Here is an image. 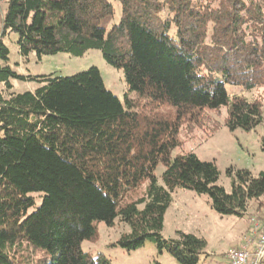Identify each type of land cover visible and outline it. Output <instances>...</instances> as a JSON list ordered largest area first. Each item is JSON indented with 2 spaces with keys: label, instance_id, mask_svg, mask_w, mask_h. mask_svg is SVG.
<instances>
[{
  "label": "trees",
  "instance_id": "obj_1",
  "mask_svg": "<svg viewBox=\"0 0 264 264\" xmlns=\"http://www.w3.org/2000/svg\"><path fill=\"white\" fill-rule=\"evenodd\" d=\"M116 1L122 16L112 26L111 0H8L1 14L0 264H111L82 245L97 240L96 223L116 220L130 228L123 250L150 242L178 264H199L204 239L163 236L174 194L206 195L216 213L239 217L264 198V172L229 169L227 193L216 162L173 156L185 147L184 125L201 128L207 111L226 108L232 132L263 123L262 102L243 94L264 87V0ZM10 33L23 58L101 51L135 98L122 103L95 67L72 77L16 74L3 43ZM12 79L40 87L10 93Z\"/></svg>",
  "mask_w": 264,
  "mask_h": 264
},
{
  "label": "rangeland",
  "instance_id": "obj_2",
  "mask_svg": "<svg viewBox=\"0 0 264 264\" xmlns=\"http://www.w3.org/2000/svg\"><path fill=\"white\" fill-rule=\"evenodd\" d=\"M0 11H6L8 0H1ZM115 7V17L112 25L118 24L122 16V6L116 0H111ZM1 17V12H0ZM2 34L0 24V38ZM3 43L10 50L8 66L20 76L36 77H72L95 67L103 77L106 88L114 93L122 103L129 92L122 70L109 65L99 50H91L83 57H73L62 53L55 56H46L41 60L36 53L23 58L18 49V35L7 34ZM10 93L34 92L40 87L35 81L11 80ZM5 89V85H1ZM248 99H258L262 102L263 123L253 132L237 130L230 131L226 125L227 109L219 112L207 111L201 117V128L194 124H185L181 133V141L185 146L175 150L173 156L183 153H195L201 161L216 162L220 177L219 185L227 193L232 192V179L228 170L246 169L258 176L264 172V87L251 93L243 94ZM220 122L221 128L210 138H207L210 126ZM219 124V125H220ZM164 166L160 165L156 176L161 179ZM37 197V206L41 205L42 198ZM253 220L264 226V198L259 202H252L243 217L236 215L221 216L216 213L206 195H198L192 191L179 190L174 194V202L165 217L164 238L177 239L178 233L192 234L207 242L205 253L200 256L199 264H227V255L232 249L238 248L245 241L253 226ZM98 238L96 241H85L82 245L84 252L93 256L104 255L111 264H178L167 252L160 253L154 244L148 242L143 248L127 252L117 245L121 237L130 232L127 224L115 221L112 226L106 223H96Z\"/></svg>",
  "mask_w": 264,
  "mask_h": 264
},
{
  "label": "built area",
  "instance_id": "obj_3",
  "mask_svg": "<svg viewBox=\"0 0 264 264\" xmlns=\"http://www.w3.org/2000/svg\"><path fill=\"white\" fill-rule=\"evenodd\" d=\"M227 264H264V226L259 221L253 220L245 241L230 250Z\"/></svg>",
  "mask_w": 264,
  "mask_h": 264
},
{
  "label": "crops",
  "instance_id": "obj_4",
  "mask_svg": "<svg viewBox=\"0 0 264 264\" xmlns=\"http://www.w3.org/2000/svg\"><path fill=\"white\" fill-rule=\"evenodd\" d=\"M0 1H1V0H0ZM1 3H3V2H0V5H1ZM0 12H1V14H2V13H4L5 11H0ZM176 193H177V192H176Z\"/></svg>",
  "mask_w": 264,
  "mask_h": 264
}]
</instances>
